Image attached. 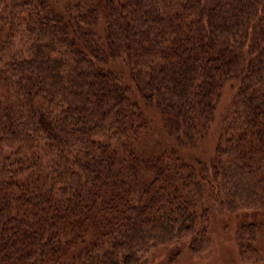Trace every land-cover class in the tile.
Here are the masks:
<instances>
[{
	"label": "trees",
	"instance_id": "trees-1",
	"mask_svg": "<svg viewBox=\"0 0 264 264\" xmlns=\"http://www.w3.org/2000/svg\"><path fill=\"white\" fill-rule=\"evenodd\" d=\"M206 205L264 225V0H0V264L201 256Z\"/></svg>",
	"mask_w": 264,
	"mask_h": 264
},
{
	"label": "rangeland",
	"instance_id": "rangeland-1",
	"mask_svg": "<svg viewBox=\"0 0 264 264\" xmlns=\"http://www.w3.org/2000/svg\"><path fill=\"white\" fill-rule=\"evenodd\" d=\"M225 100L223 98L220 103L207 136L198 148L193 150L195 158L208 160L212 156L219 132V110ZM155 135L158 136L156 133ZM205 207L208 208V236L210 240V246L206 253L201 256H190L186 242H183V245L176 244L173 247L157 250L149 257L147 264H245L239 258L235 239L240 228L249 223L255 224L257 229L256 247L260 252V258L256 264H264V225L262 220L261 223L256 222L260 220L259 216L257 218L251 212L221 215L213 208H209L208 205Z\"/></svg>",
	"mask_w": 264,
	"mask_h": 264
}]
</instances>
